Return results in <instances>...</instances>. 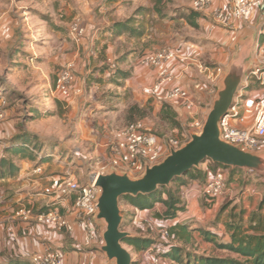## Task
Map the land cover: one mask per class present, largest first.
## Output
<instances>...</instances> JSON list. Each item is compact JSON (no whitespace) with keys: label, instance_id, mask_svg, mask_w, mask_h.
I'll return each instance as SVG.
<instances>
[{"label":"rangeland","instance_id":"1","mask_svg":"<svg viewBox=\"0 0 264 264\" xmlns=\"http://www.w3.org/2000/svg\"><path fill=\"white\" fill-rule=\"evenodd\" d=\"M126 1L120 4L124 6L128 3ZM179 1L162 0L159 9L163 12L174 10ZM94 2L0 0V99L5 102V118L0 122V163L12 162L19 170L15 176L7 174V170L0 173V264H31L29 257L34 253L32 241L41 243V239L36 231L31 233L29 230L37 223L16 214L21 210L30 211L32 217L46 213L41 209L46 206V201H50L48 206L55 201L56 188L65 178L86 183L105 163L106 151L101 142L109 137L115 118L121 122L118 128H113L117 131L139 121L158 137L176 140L183 146L190 140V135L200 133L220 86L219 80L209 89L211 93L207 96L205 114L199 118L197 126L196 116L177 121L179 126H175L172 119L161 121V108L156 110L151 105L152 101L138 107L133 103L132 95L123 91L125 79L111 76L115 72L123 74L127 71L122 69L121 56L109 57L108 44L116 41L112 53L120 54L117 51L119 41L99 37L105 32V23L99 12V5L104 3L101 4L100 0ZM75 23L85 31L79 43L72 41L68 35L70 26ZM88 26L96 27L98 33L94 34V29ZM161 30L165 28L161 27ZM112 65L115 67L112 68ZM67 69L73 76V93L66 101L57 100L52 96L55 80L60 72ZM113 107L123 110H111ZM189 113L194 115L195 109ZM21 134H29L42 141L39 145L44 146V162L40 163L39 158L19 161L6 152L10 141ZM251 154L264 156V149ZM210 165L211 162L206 167ZM253 173L250 171L247 174ZM254 174L253 178L243 176L242 180L259 196L243 199L239 186L234 192L237 198L229 200L227 197L219 201L214 211L203 203L196 216L188 215L186 226L194 230L188 243L162 238V231L173 227L174 223L164 219L166 208L162 203L139 211L119 201L123 218L121 231L147 238L154 244L150 248L152 251L138 253L125 246L134 264H152L148 256L158 259V264H180L161 257L166 246L170 245L182 247L196 257L235 259L244 263L237 255L220 250L216 245L225 243L228 235L225 224L233 208L236 215L244 211L245 223L254 213L264 219V175ZM179 181L185 183L183 187L190 184L189 176H182ZM169 187L176 188L174 184ZM159 191L162 192L163 188ZM162 199L166 200L167 195L162 193ZM223 207L226 210L220 216V223L216 224L217 214ZM204 231L211 233L214 243L204 239Z\"/></svg>","mask_w":264,"mask_h":264},{"label":"crops","instance_id":"2","mask_svg":"<svg viewBox=\"0 0 264 264\" xmlns=\"http://www.w3.org/2000/svg\"><path fill=\"white\" fill-rule=\"evenodd\" d=\"M85 1L88 4H94L96 0ZM213 1V5L219 8L225 7L228 3V0ZM100 2L101 4L104 3V5H99V12L102 13L101 19L105 23V32L99 34V37L104 36L106 40L119 41L120 47L117 51L120 54L115 55V53H112L114 50L112 46L114 43L116 44L115 41L108 44L109 57L114 59L117 55L121 56L122 69L129 74V77L122 83L123 91H128L132 95V101L134 104H138V107L143 106L147 101H152L151 105L159 110L163 104H167L172 107L176 121H183V118L187 116L190 118L196 116L198 119L195 122L199 124V118L205 114L207 96L211 93L209 89L219 80L221 84L233 60H240L246 71H250L257 64L264 63V54L262 53V50H264V39L262 37L264 36V2L255 6L249 21L242 23L239 28L232 31L215 24L208 15L192 12L190 0H180L177 5L173 2V5H175L174 10L164 11L168 15L165 18H162L153 10V0H127L128 3L123 4L124 6L120 4L123 0H100ZM134 6L137 7L133 9ZM140 7L146 8L147 11L135 15V11ZM130 18H135V22L129 24V28L142 31V35H130L128 33L120 36L113 35L110 31L111 27ZM190 23L195 24L196 27H192ZM161 27H164L165 30L162 31ZM87 28L94 29V34L98 33L94 26H88ZM160 48H168L176 53L177 59L171 64L175 74L174 84L189 92L195 103L194 115L192 113L188 114L181 101L169 100L163 89L153 90L156 82L155 72L141 64V58L146 54L158 51ZM199 66L200 68L204 67L205 72H201ZM219 70L222 72H217ZM245 77L241 82L242 89L240 91H242V94L251 98L262 96L264 90L255 85H247ZM240 91H238L236 98L239 96ZM111 110L122 111L123 108L113 107ZM119 125H121V122L116 121L115 118L114 125L107 138L109 141L115 139L118 131L113 128H118ZM234 125L241 127L236 123ZM29 136L42 142L31 135ZM107 139L101 143H106ZM206 162L196 169L203 172V177H189L190 184L187 187L182 186L180 188L182 190L181 201L185 210L177 212V218L174 219L177 221V225H186L185 220L188 215L196 216L203 203H207L213 211L219 205V202L209 204L201 195V186L206 183L216 168L212 163L209 168L206 167V164H209L208 161ZM226 170L227 190L222 200L227 197H229V200L237 198L234 192L236 187L239 186L241 187L239 192H242L241 198L259 196L242 180L243 176L250 178L254 173L250 175L247 174L250 171L238 170L233 173L230 168H226ZM241 172L246 173L242 174ZM40 197L45 198L44 195H40ZM48 199L51 200V198ZM54 200L50 206L47 205L50 201H46L47 204L41 209L42 212L52 211L50 208L56 207L54 208L55 211L74 225L76 217L73 214L71 200L58 197V195L54 196ZM97 225L103 230L100 223L97 222ZM29 231L31 233L36 231L37 236L41 239V243L33 239L31 247H33L34 252L59 248L64 251L67 264H112L107 261L104 253L100 251V247L103 246L102 237L98 238L90 247H86L84 245L85 232L80 228L75 227L72 233H67L45 223L36 224ZM228 241L229 236L227 235L225 242Z\"/></svg>","mask_w":264,"mask_h":264},{"label":"built area","instance_id":"3","mask_svg":"<svg viewBox=\"0 0 264 264\" xmlns=\"http://www.w3.org/2000/svg\"><path fill=\"white\" fill-rule=\"evenodd\" d=\"M264 0H228L225 7H215L213 0H190L191 10L203 15H208L217 25L228 30H234L242 23L251 19L254 8ZM69 38L79 43L85 36L84 29L74 24L70 26ZM264 54V50H262ZM177 59L176 53L164 48L154 53L146 54L141 58V64L154 70L156 82L153 90L163 89L169 100H179L183 108L193 112L195 103L187 90L175 85V74L171 64ZM115 67L112 65V68ZM201 72L204 67L199 66ZM221 73L222 71H217ZM73 76L70 69L60 72L55 80L52 96L57 100L66 101L72 96ZM247 85H255L264 90V63L255 66L245 77ZM5 102L0 99V122L5 118ZM234 123L241 125L235 126ZM195 125H199L195 122ZM220 140L226 144L239 147L246 152H256L264 149V92L257 98L245 97L240 91L235 98L234 105L220 120ZM115 139L104 143L106 156L105 163L100 169L91 175L86 183H80L72 178L60 181L56 188V195L61 198H69L72 202L73 214L76 217L75 224H70L64 217L58 215L55 210L31 216L30 211H19L16 215L24 219L34 220L37 224H50L53 228L67 233H72L74 228H80L85 232L84 245L90 247L98 238L102 237L103 230L99 228L95 217L97 215L98 188L96 179L99 175H105L112 171L133 175H142L147 167L159 164L171 150L179 149L182 144L178 141L158 137L142 122H133L118 130ZM40 155H38V158ZM227 170L224 167H216L206 183L201 186V195L209 203L213 204L222 200L227 190ZM264 200V199H263ZM172 226L177 225L172 220ZM162 238L169 239L168 230L162 231ZM151 250V249H150ZM152 251V250H151ZM152 264H158V259L149 257ZM31 264H67L65 253L59 248H50L44 251L34 252L30 255ZM80 264V263H79ZM82 264V263H81Z\"/></svg>","mask_w":264,"mask_h":264},{"label":"water","instance_id":"4","mask_svg":"<svg viewBox=\"0 0 264 264\" xmlns=\"http://www.w3.org/2000/svg\"><path fill=\"white\" fill-rule=\"evenodd\" d=\"M240 60H233L220 84L212 107L198 134L190 135V140L177 150H171L159 164L147 167L137 179L127 174L112 171L99 175L96 222L103 228L104 253L108 262L114 264H134L124 241L131 235L121 231L123 218L119 209V199L123 196H147L159 188H167L178 178L196 170L206 161L212 164L264 175V156L253 155L239 147L226 144L219 137V122L233 107L238 91L242 89V79L248 76Z\"/></svg>","mask_w":264,"mask_h":264},{"label":"trees","instance_id":"5","mask_svg":"<svg viewBox=\"0 0 264 264\" xmlns=\"http://www.w3.org/2000/svg\"><path fill=\"white\" fill-rule=\"evenodd\" d=\"M153 1V10L162 18H165L167 12H163L161 9H159V5H161L162 0ZM146 11V8L140 7L135 11V15L143 14ZM133 22H135V18H130L123 22L116 23L113 25V27H111L110 31H112L113 35L116 36L127 33L130 35L135 34L141 36L142 31H137L129 28V24H132ZM190 25L192 27H196V25L193 23H190ZM111 76H113L114 78L126 79L129 75L127 73L122 74L119 72H115ZM133 108V110H136L135 107ZM32 112L38 114L36 110H32ZM175 117L176 116L169 105L163 104L159 113V119L161 121L172 119L173 124L175 126H179V123L176 121ZM39 143L41 145L42 142L31 138L28 134H21L20 137L12 139L10 141V145H8L9 147L7 146L8 148L6 149V152L10 153L12 157L19 161H33L38 158V155H40L39 162L41 163L45 160V151L43 149L44 146H40ZM214 166L218 167V165L215 164ZM6 170L8 171L7 174L11 176H15L19 171L18 168L12 165V162L1 161L0 173L3 174V172H5ZM237 171V169H232L233 173ZM186 176L192 178H195V176L203 177V172L192 170L188 172L185 177ZM172 184H174L176 188H163L162 192L157 189L154 193L147 196H123L119 199V201H123L127 205L139 211L152 209L156 203H162L166 208L164 219L174 220L177 218V212H183L185 210L181 198L179 197L180 188L184 186L185 183L183 181H179L178 178L173 181ZM162 193L167 195L166 200L162 199ZM225 210L226 207H223L217 214L215 220L216 224L220 223V216L222 215V213H224ZM234 210V208L231 210L228 216V222L225 224L226 233L229 236V241L221 244L218 243L216 246L220 250H224L237 255L244 261V263L239 262L235 259L196 257L195 255H191L190 253H188L184 248L173 245L166 246L161 257L163 259H168L171 262L175 261L180 264H264L263 217L257 213H254L247 221L248 223H245L242 216L244 214V211L236 215L233 213ZM193 231L194 230L189 229L186 225H175L168 229L169 239H172L173 241L175 240L178 242L188 243V241H190L192 238ZM210 235L211 233L207 231L202 232V236L206 241L214 243V238L210 237ZM124 246L130 248L133 253H138L140 251H148L150 248H152V246H154V244L147 238L130 236L124 241Z\"/></svg>","mask_w":264,"mask_h":264},{"label":"clouds","instance_id":"6","mask_svg":"<svg viewBox=\"0 0 264 264\" xmlns=\"http://www.w3.org/2000/svg\"><path fill=\"white\" fill-rule=\"evenodd\" d=\"M132 261V260H131Z\"/></svg>","mask_w":264,"mask_h":264}]
</instances>
